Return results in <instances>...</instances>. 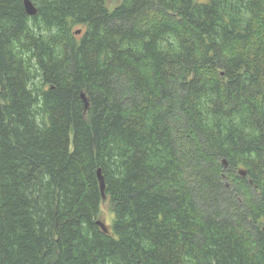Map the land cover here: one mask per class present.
Returning a JSON list of instances; mask_svg holds the SVG:
<instances>
[{
  "label": "trees",
  "instance_id": "trees-1",
  "mask_svg": "<svg viewBox=\"0 0 264 264\" xmlns=\"http://www.w3.org/2000/svg\"><path fill=\"white\" fill-rule=\"evenodd\" d=\"M32 1L0 0V264H264V0Z\"/></svg>",
  "mask_w": 264,
  "mask_h": 264
},
{
  "label": "rangeland",
  "instance_id": "rangeland-1",
  "mask_svg": "<svg viewBox=\"0 0 264 264\" xmlns=\"http://www.w3.org/2000/svg\"><path fill=\"white\" fill-rule=\"evenodd\" d=\"M198 1L201 2V1H207V0H198ZM121 2L122 0H106L107 6L109 7L110 10H114L118 5H120ZM201 3H205V2H201ZM102 218L108 226H111L115 220V214L114 213L112 214L111 205L109 201H106L103 204Z\"/></svg>",
  "mask_w": 264,
  "mask_h": 264
},
{
  "label": "water",
  "instance_id": "water-1",
  "mask_svg": "<svg viewBox=\"0 0 264 264\" xmlns=\"http://www.w3.org/2000/svg\"><path fill=\"white\" fill-rule=\"evenodd\" d=\"M24 3H25V9L28 13V15L30 16H35L37 13H38V10L36 8V6L34 5L33 1L32 0H24ZM81 33V30H79L77 32V34H80ZM88 105H86V108L88 109ZM98 175H99V179H100V182H101V187H102V191L105 190V182H104V178L101 174V170L98 171ZM99 225L104 229V231L107 232V228L105 227V225L103 223H99Z\"/></svg>",
  "mask_w": 264,
  "mask_h": 264
},
{
  "label": "bare ground",
  "instance_id": "bare-ground-1",
  "mask_svg": "<svg viewBox=\"0 0 264 264\" xmlns=\"http://www.w3.org/2000/svg\"><path fill=\"white\" fill-rule=\"evenodd\" d=\"M82 99L85 101V103H86V105H88L89 106V103H88V100H87V96H86V94H82ZM224 165L225 166H227L228 165V163L226 162V161H224ZM241 174V176H246V172L245 171H242V172H240ZM100 223V222H99Z\"/></svg>",
  "mask_w": 264,
  "mask_h": 264
}]
</instances>
